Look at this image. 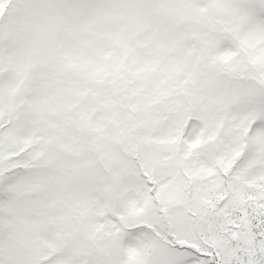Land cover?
<instances>
[{
    "label": "snow or ice",
    "instance_id": "6c2138e0",
    "mask_svg": "<svg viewBox=\"0 0 264 264\" xmlns=\"http://www.w3.org/2000/svg\"><path fill=\"white\" fill-rule=\"evenodd\" d=\"M0 264H264V0H0Z\"/></svg>",
    "mask_w": 264,
    "mask_h": 264
}]
</instances>
